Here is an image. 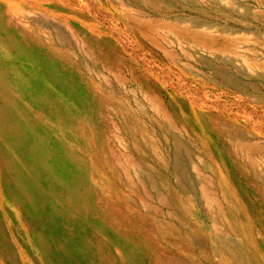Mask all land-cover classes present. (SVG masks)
<instances>
[{
	"label": "rangeland",
	"instance_id": "374dc122",
	"mask_svg": "<svg viewBox=\"0 0 264 264\" xmlns=\"http://www.w3.org/2000/svg\"><path fill=\"white\" fill-rule=\"evenodd\" d=\"M0 264H264V0H0Z\"/></svg>",
	"mask_w": 264,
	"mask_h": 264
}]
</instances>
